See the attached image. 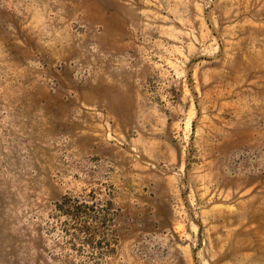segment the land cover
I'll use <instances>...</instances> for the list:
<instances>
[{
  "label": "rangeland",
  "instance_id": "374dc122",
  "mask_svg": "<svg viewBox=\"0 0 264 264\" xmlns=\"http://www.w3.org/2000/svg\"><path fill=\"white\" fill-rule=\"evenodd\" d=\"M0 264H264V0H0Z\"/></svg>",
  "mask_w": 264,
  "mask_h": 264
}]
</instances>
